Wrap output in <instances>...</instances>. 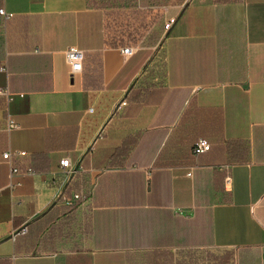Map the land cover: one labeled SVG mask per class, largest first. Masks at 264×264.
Listing matches in <instances>:
<instances>
[{"label":"crops","instance_id":"0c3cea01","mask_svg":"<svg viewBox=\"0 0 264 264\" xmlns=\"http://www.w3.org/2000/svg\"><path fill=\"white\" fill-rule=\"evenodd\" d=\"M135 2L2 0L0 264H264V0Z\"/></svg>","mask_w":264,"mask_h":264},{"label":"built area","instance_id":"2783aa9c","mask_svg":"<svg viewBox=\"0 0 264 264\" xmlns=\"http://www.w3.org/2000/svg\"><path fill=\"white\" fill-rule=\"evenodd\" d=\"M1 4H2V0H0V16L2 17L3 21H7L12 17V14L6 13ZM173 23H174V19H170L167 22H165L164 31H168ZM135 50H136L135 47H124L121 49V53L124 56H131ZM83 57L84 56H83L82 51H80L76 48H69L65 52V59H66V62L69 66L70 77H73L75 74H78L82 71ZM0 70L4 71L5 69L2 67ZM0 95L5 96L8 100L11 99V95L7 89H0ZM124 104H125V102L122 101L119 106H122ZM5 127L8 131L17 127V124L15 123V121L12 119V117L10 115H8L6 117ZM210 148H211V146H210L209 142H207L204 139H199L194 143V145L192 147V154L194 156H199V155H202V154L209 152ZM23 153L24 152H20V154H23ZM13 154L14 153L7 151L4 154H2V158H3V160L10 163V159H11ZM59 166L63 170H69L71 167L70 162L67 158L60 160ZM225 169L227 170V172H226V175L224 177V189L226 192H230L231 187H232V179H231V176L228 172V168H225ZM15 173H17V169L13 166H10V174L13 175ZM188 175H190V173ZM80 199L81 198H80L79 194H74L73 196L67 198L65 201H66V204L71 205L74 202L79 201Z\"/></svg>","mask_w":264,"mask_h":264},{"label":"trees","instance_id":"16d2710c","mask_svg":"<svg viewBox=\"0 0 264 264\" xmlns=\"http://www.w3.org/2000/svg\"><path fill=\"white\" fill-rule=\"evenodd\" d=\"M125 1V4L126 5H128V7L129 8H131V7H133V5H132V3H134L135 2V0H124ZM214 1H216V2H220V3H228V2H231V1H237V0H214ZM136 3V2H135ZM163 30H164V24H163ZM148 35V34H147ZM146 38H147V36H146ZM144 40H145V37H144V35H141L140 37H139V39H138V41H139V43H138V46L139 47H141V46H144ZM123 47H137V45L135 46V45H132V44H125ZM84 58V57H83ZM199 140V139H198ZM197 141V140H196ZM195 141V142H196ZM194 142V143H195ZM194 143L192 144V146H191V154H192V147H193V145H194ZM193 155V154H192ZM80 200H85L86 199V197L84 196V195H80Z\"/></svg>","mask_w":264,"mask_h":264}]
</instances>
